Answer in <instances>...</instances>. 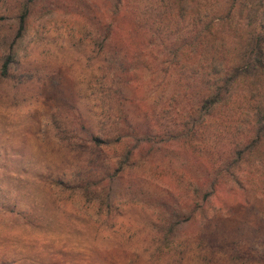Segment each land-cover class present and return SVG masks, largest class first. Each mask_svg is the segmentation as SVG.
Instances as JSON below:
<instances>
[{"label":"rangeland","instance_id":"1","mask_svg":"<svg viewBox=\"0 0 264 264\" xmlns=\"http://www.w3.org/2000/svg\"><path fill=\"white\" fill-rule=\"evenodd\" d=\"M206 1L216 2L219 15L229 4ZM190 2L0 0L5 27L28 5L19 73L33 70L17 88L0 84V264H233L194 245L169 252L156 242L157 206H190L191 184L222 167L238 169L240 182L217 187L215 213L205 204L216 235L241 245L236 264H264L254 261L264 258V140L251 141L242 161L235 157L255 106L236 89L224 107L208 116L202 109L204 123L195 137L188 133L213 70L203 45H190L201 34L206 2ZM254 3L249 28L263 33V8ZM121 128L155 137L126 165L125 138H112ZM101 178L116 209L109 219L73 188Z\"/></svg>","mask_w":264,"mask_h":264},{"label":"trees","instance_id":"2","mask_svg":"<svg viewBox=\"0 0 264 264\" xmlns=\"http://www.w3.org/2000/svg\"><path fill=\"white\" fill-rule=\"evenodd\" d=\"M117 2L121 0H116ZM204 8V20L201 22V34L199 31L194 33L192 37V47L199 45L204 47L203 55L209 66L213 69L206 74L207 81L205 83V91L201 98L196 102L193 109L194 116L188 133L191 137H195V133L199 130V125L205 117L201 115L202 109H207L206 116L210 110L216 107H224L231 102L236 89L240 90L244 100H248L252 106H255V112L252 115V129L244 142L237 144L235 157L242 161L244 157V149L250 147L249 143L253 140L256 144L264 140V105L262 90L264 88V38L262 30L250 29V15L255 10L256 0H229V4L223 15H219L221 9H217L213 4H208ZM181 3V1H179ZM202 0H191L193 7H198ZM259 7L263 8L264 0H258ZM258 7V6H257ZM30 10L28 5L20 4L19 8L13 13V24L5 27L0 24V84L6 83L14 88L20 83L22 74L30 75L32 68L19 73L24 67L21 66L19 60L20 48L23 38L29 29ZM264 19V18H263ZM247 22V23H246ZM114 26L111 23L107 26V33L104 34L105 40L111 34L113 35ZM98 45V43L96 42ZM119 63L118 66H122ZM204 86V84H201ZM263 86V87H262ZM261 87V88H260ZM264 91V90H263ZM261 92V94H260ZM256 94V97L254 96ZM260 98V99H259ZM204 117V118H203ZM124 119L119 118L112 123V128L118 130L119 122ZM124 130L128 131L124 133ZM114 132V131H113ZM58 136V135H57ZM73 139L72 137H70ZM112 138L115 142L125 138L123 141L125 147L122 154L120 165H126L129 159H133L135 153L151 146L155 137L148 132H139L138 134L133 128L129 130L121 128L120 133L113 134ZM62 143L67 142L70 145L71 140L65 136L58 138ZM244 140V139H243ZM126 141V144H125ZM253 147V145H252ZM247 157V156H246ZM235 160L232 163H236ZM244 163L247 160H243ZM91 163H95V167H100L95 162V158L90 159ZM229 172L226 168L218 169L205 176L199 182L191 184V204L190 206H180L164 203L157 206L154 213H157L158 224L155 226L157 233L156 242L159 246L167 251H179L183 247L195 246V249L213 258L214 255L224 254L226 259L236 264L241 260V245L237 241L232 243L223 242L214 230L216 225L214 217L209 214V204L211 209L212 197L217 191V187L221 183L232 182L234 185L240 182L239 171ZM79 181V180H78ZM61 185L64 183L58 182ZM73 188L80 194L87 203L93 207L97 215L109 219L113 216L116 209L112 207L113 199L110 197V189L103 184V178L95 182H75ZM64 189H69L65 185ZM133 197L130 195L129 198ZM132 199V198H131ZM181 207V208H180ZM193 228L195 233L189 235L185 228ZM263 263L264 258L254 259ZM213 263V259H210Z\"/></svg>","mask_w":264,"mask_h":264}]
</instances>
